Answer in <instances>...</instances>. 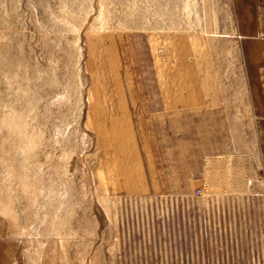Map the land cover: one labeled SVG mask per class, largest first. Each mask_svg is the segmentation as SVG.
Masks as SVG:
<instances>
[{
	"label": "rangeland",
	"instance_id": "rangeland-1",
	"mask_svg": "<svg viewBox=\"0 0 264 264\" xmlns=\"http://www.w3.org/2000/svg\"><path fill=\"white\" fill-rule=\"evenodd\" d=\"M227 6L0 0V264H264L260 174L216 194L212 175L201 195L191 183L198 92L244 96ZM147 86L160 87L175 118L162 150ZM231 159L223 181L246 180Z\"/></svg>",
	"mask_w": 264,
	"mask_h": 264
},
{
	"label": "crops",
	"instance_id": "crops-1",
	"mask_svg": "<svg viewBox=\"0 0 264 264\" xmlns=\"http://www.w3.org/2000/svg\"><path fill=\"white\" fill-rule=\"evenodd\" d=\"M227 7L243 62L244 96L242 92L240 93V87L228 91L226 87L215 86L212 90L205 88L198 92L195 109L198 113L199 153L197 170L193 174L191 183L195 185L196 190L205 188L206 175H212L215 180L212 178L209 188H214L213 192L216 194L217 187H250L254 184L253 175L256 172L261 177L259 182H255L261 189V192H257L261 197L256 198L264 206V0H228ZM165 88L169 91V84L166 83ZM144 91L147 94L145 99L148 105L145 113L149 120L156 116L163 117V120H160L161 128L151 123V128L154 130L155 127V132L161 139L155 140V149L162 150L168 147L164 137H168V132L172 131L175 118L172 114H167V103L159 86H147ZM240 99H243L247 105H242ZM207 115L212 116L213 133L206 128V125L211 123V120L209 122L206 120ZM190 146L188 125L181 138V147H183V155H187L185 162L188 166ZM151 149H154V145H151ZM229 157H232V161L228 165L233 167L235 174L244 176L246 180L223 181L221 169L226 165V158ZM208 158H213L212 170L206 168ZM216 178L220 180L217 182ZM224 200L228 199L224 198ZM224 200L220 199V202ZM245 201L250 203L251 198L247 196Z\"/></svg>",
	"mask_w": 264,
	"mask_h": 264
},
{
	"label": "bare ground",
	"instance_id": "bare-ground-1",
	"mask_svg": "<svg viewBox=\"0 0 264 264\" xmlns=\"http://www.w3.org/2000/svg\"><path fill=\"white\" fill-rule=\"evenodd\" d=\"M80 6V5H79ZM78 7V6H77ZM119 39V38H118ZM106 40H107V38H106ZM109 44H110V42H109ZM123 45V44H122ZM193 48V47H192ZM108 57V56H107ZM156 60V59H155ZM158 61V60H157ZM111 72V71H110ZM158 73V72H157ZM178 92V91H177ZM116 97H117V95H116ZM118 101V100H117ZM119 105V104H118ZM105 118V117H104ZM142 133V132H141ZM147 134V133H146ZM126 145H127V143H126ZM2 203H4L5 205L6 204H8V207H10V206H12L13 204H12V202L9 200V199H5V200H3L2 199Z\"/></svg>",
	"mask_w": 264,
	"mask_h": 264
},
{
	"label": "built area",
	"instance_id": "built-area-1",
	"mask_svg": "<svg viewBox=\"0 0 264 264\" xmlns=\"http://www.w3.org/2000/svg\"><path fill=\"white\" fill-rule=\"evenodd\" d=\"M196 193H197V195H201V194H203V190L199 188V189H197Z\"/></svg>",
	"mask_w": 264,
	"mask_h": 264
}]
</instances>
